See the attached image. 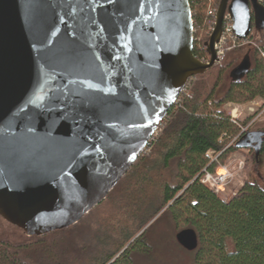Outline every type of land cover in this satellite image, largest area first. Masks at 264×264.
I'll return each mask as SVG.
<instances>
[{
	"label": "water",
	"instance_id": "water-1",
	"mask_svg": "<svg viewBox=\"0 0 264 264\" xmlns=\"http://www.w3.org/2000/svg\"><path fill=\"white\" fill-rule=\"evenodd\" d=\"M226 15L239 41L264 32L259 0H221L203 64L189 0H0V217L42 237L99 206L215 66ZM250 67L246 55L232 77ZM176 240L199 245L191 228Z\"/></svg>",
	"mask_w": 264,
	"mask_h": 264
},
{
	"label": "trees",
	"instance_id": "trees-1",
	"mask_svg": "<svg viewBox=\"0 0 264 264\" xmlns=\"http://www.w3.org/2000/svg\"><path fill=\"white\" fill-rule=\"evenodd\" d=\"M215 1L219 4L221 0ZM189 2L195 30L193 54L202 60L209 56L206 44L210 39L212 18L207 13L205 0ZM252 32L248 42H254L257 47L237 41L236 47L226 53L221 66L216 65L189 80L179 103L164 117L166 124L150 155L141 156L108 195L107 199L120 196L116 205L121 211L129 210L133 224L137 223L135 230L131 231L126 224L120 225L116 229L120 235L116 241L106 232L86 230L76 250L62 248L67 242L62 239L50 242L52 247L46 243L47 236H60L78 229L93 209L72 227L35 237L39 240L35 243L16 244L0 240V264H133L131 254L149 253L151 247L146 243V233L131 241L165 207L168 208L164 215L171 216L176 226L194 229L198 234L199 245L192 252L193 264H264V187L247 180L226 202L201 183L205 172L215 173L233 153L249 150L264 154V136L258 137L262 131L253 128L256 122L252 125L249 120L242 125L235 123L224 109L230 103L245 104L257 99L264 102V59L258 50L264 47V32L254 24ZM246 44L251 67L242 78H233L232 71L244 58L241 60L237 56L235 61L229 60ZM227 45L233 44L229 41ZM228 72L231 81L222 91ZM212 76L215 77L213 84L209 82ZM246 127L248 129L242 132ZM234 138H237L236 142L227 147ZM211 152L217 155L216 161L212 162L209 157ZM165 174L170 176L166 178ZM150 187L158 190L157 201L150 202L147 197ZM107 223L103 226H110ZM129 243L131 245L117 257ZM62 249L66 256L60 253ZM85 253L88 257L86 255L83 259Z\"/></svg>",
	"mask_w": 264,
	"mask_h": 264
},
{
	"label": "rangeland",
	"instance_id": "rangeland-1",
	"mask_svg": "<svg viewBox=\"0 0 264 264\" xmlns=\"http://www.w3.org/2000/svg\"><path fill=\"white\" fill-rule=\"evenodd\" d=\"M219 5L220 3L218 4V8ZM255 36L258 35L256 34ZM248 49L249 46H247L246 44L241 51H238L235 54L231 55L229 62H232L233 60L235 61V58L237 56H239L242 60L247 54ZM214 80L215 77L210 78L209 82L213 84ZM230 81L231 80L228 72V74L225 76V80L223 82L224 84L221 88L222 91L227 89ZM249 107H253L254 112H249ZM224 109L231 119V113L233 112V110L239 109L240 114L238 116L237 122H239L241 125L248 120L250 125L256 122L253 128L257 131H264V102L262 100L257 99L254 102L245 104L230 103L227 104ZM165 124L166 123H163L161 132ZM234 139L230 141L227 147H230ZM209 157L211 158L212 162L217 160V155L215 154H209ZM242 162L244 163V165L243 168H240V163ZM225 166H231L234 172V177L229 181L226 192L220 196L222 200L226 202L229 201L233 197V195H235L244 186L247 180H255L262 187H264V154L250 152L249 150H243L241 152L233 153L228 157V159H226L225 163H223L216 169L215 173L220 172L221 168ZM168 176L170 175H164V177L166 178ZM118 194H120V192H118ZM119 197L117 196V198L112 199L106 198L99 207L97 206V208H95L93 213L88 216V218L84 222L79 224L78 229H74L68 233H63L60 236H56L55 234V236L53 235L50 238L49 236H47L46 243H49V246L52 247L50 242L55 241L56 239H62L63 241H67L64 242L62 248L70 247L76 250L81 244L82 233L86 230H99L101 232H106L110 235V237L115 239V241L120 237L119 232H116V229H119L120 225L126 224L128 228L131 227V231L132 229L135 230L137 223L135 225L133 224L134 221L132 216H130L129 214V210L125 208L124 211H121L116 205L115 201H118ZM147 197L150 199V202L157 201L158 190L156 188L150 187L147 191ZM167 208L168 207H165L162 211H160V213L153 219H151L148 224L145 225V227L135 236V238L141 237L144 234L143 233L141 235L142 231L146 228V243L151 247V250L146 254H131L130 257L133 264H193L194 253L188 252L183 249L176 240V235L184 229L176 226L171 216L166 214L164 215V212L167 210ZM140 216L142 215H139L138 217ZM126 219L131 220V222H126ZM96 220H98V223H94V221ZM107 222H109L110 226H103ZM106 225H108V223ZM70 237H75L76 239L68 240V238ZM95 239L98 240V237H95ZM0 240L16 244H28L30 242L33 243L34 241H39L35 237L27 236L21 229L5 222L2 218H0ZM44 242H42V244H44ZM128 245H131V243H129ZM93 247L95 246H92L91 248L94 249ZM124 251L125 250H123L122 253H124ZM60 253L66 256V251L64 252V249H62ZM86 255V253L83 254L82 258L84 259ZM117 256H119V254Z\"/></svg>",
	"mask_w": 264,
	"mask_h": 264
},
{
	"label": "built area",
	"instance_id": "built-area-1",
	"mask_svg": "<svg viewBox=\"0 0 264 264\" xmlns=\"http://www.w3.org/2000/svg\"><path fill=\"white\" fill-rule=\"evenodd\" d=\"M206 6H207V13L212 18V27L210 28V37L213 34L215 27H216V20H217V12H218V4L215 0H205ZM259 2L264 6V0H259ZM194 27V26H193ZM195 31V30H194ZM253 35V32L250 36V38L245 41L246 43H249L248 41L251 39ZM231 41L233 45L229 46L227 45V42ZM239 41L236 36L233 33V24L228 15L225 16L224 19V25H223V33L220 39V42L215 45V52H216V60H215V66H221L225 60L226 53L228 51H231L234 47H236V43ZM249 45L252 47H257L254 42L249 43ZM259 53L261 57L264 59V47L259 48ZM211 60V57L208 56V58H204L200 60L203 64H209ZM185 91V89H184ZM184 91L182 93H184ZM180 97L177 100L176 105L179 103ZM235 112L237 114H235ZM249 112H254L253 107H249ZM240 112L239 109L233 110L231 113L232 120L237 123L238 116ZM164 121L162 120L153 134V136L149 139L147 144L145 145V148L143 150L142 156H148L151 153L152 147L154 143L157 141L160 133H161V127L163 125ZM250 126V125H249ZM248 126V127H249ZM248 127L243 128L242 132H245ZM237 138L234 139L233 145L236 142ZM230 145V146H231ZM213 154V152L209 153ZM244 163H240V168H243ZM234 177V172L231 168V166H225L221 168L220 172L216 173H208L205 172L204 176L201 179V183L207 187L210 191H212L215 195L220 197L223 193L226 192L227 186L229 184V181Z\"/></svg>",
	"mask_w": 264,
	"mask_h": 264
},
{
	"label": "crops",
	"instance_id": "crops-1",
	"mask_svg": "<svg viewBox=\"0 0 264 264\" xmlns=\"http://www.w3.org/2000/svg\"><path fill=\"white\" fill-rule=\"evenodd\" d=\"M252 181H253V182H257V181H255V180H252ZM234 196H235V195H233V197H234ZM233 197H232V198H233ZM232 198H231V199H232ZM231 199H230V200H231ZM230 200H229V201H230ZM229 201H227V202H229Z\"/></svg>",
	"mask_w": 264,
	"mask_h": 264
},
{
	"label": "flooded vegetation",
	"instance_id": "flooded-vegetation-1",
	"mask_svg": "<svg viewBox=\"0 0 264 264\" xmlns=\"http://www.w3.org/2000/svg\"><path fill=\"white\" fill-rule=\"evenodd\" d=\"M1 218V217H0ZM3 219V218H2ZM4 220V219H3ZM5 221V220H4ZM6 222V221H5ZM8 223V222H7Z\"/></svg>",
	"mask_w": 264,
	"mask_h": 264
},
{
	"label": "bare ground",
	"instance_id": "bare-ground-1",
	"mask_svg": "<svg viewBox=\"0 0 264 264\" xmlns=\"http://www.w3.org/2000/svg\"><path fill=\"white\" fill-rule=\"evenodd\" d=\"M235 114H237V113L235 112Z\"/></svg>",
	"mask_w": 264,
	"mask_h": 264
}]
</instances>
